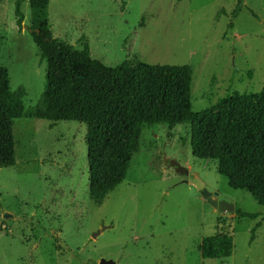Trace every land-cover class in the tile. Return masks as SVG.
<instances>
[{
    "label": "rangeland",
    "instance_id": "374dc122",
    "mask_svg": "<svg viewBox=\"0 0 264 264\" xmlns=\"http://www.w3.org/2000/svg\"><path fill=\"white\" fill-rule=\"evenodd\" d=\"M14 2L0 0V65L12 91L25 89L28 111L39 104L46 62L29 31L28 0L21 30ZM236 2L49 0L48 23L74 48L85 37L90 56L107 66L189 65L191 108L200 111L264 87V0H242L232 18ZM12 132L15 164L0 168V264H264V207L231 188L214 160L192 156L188 124H143L123 181L93 195L85 123L19 117ZM174 162L219 199L259 216L214 210ZM219 233L232 236L231 254L203 259L201 239Z\"/></svg>",
    "mask_w": 264,
    "mask_h": 264
},
{
    "label": "trees",
    "instance_id": "16d2710c",
    "mask_svg": "<svg viewBox=\"0 0 264 264\" xmlns=\"http://www.w3.org/2000/svg\"><path fill=\"white\" fill-rule=\"evenodd\" d=\"M23 1L14 2L19 30L23 27ZM28 4L30 34L40 59L46 62L44 90L38 106L25 111V89L12 91L8 69L0 65V168L15 164L14 119L83 122L89 192L103 194L125 178L131 156L139 148L143 124L185 123L192 156L214 160L217 172L227 178L231 188L248 192L264 207V87L225 96L210 107L193 111L189 65L137 62L107 66L90 56L85 37L77 49L52 36L49 0H28ZM241 6L242 0H237L232 18ZM115 125L118 129L113 130ZM234 213L251 220L259 216L237 207ZM259 225V221L255 223L252 234ZM232 248V236L221 233L203 237L199 245L203 259L227 257Z\"/></svg>",
    "mask_w": 264,
    "mask_h": 264
},
{
    "label": "water",
    "instance_id": "95a60500",
    "mask_svg": "<svg viewBox=\"0 0 264 264\" xmlns=\"http://www.w3.org/2000/svg\"><path fill=\"white\" fill-rule=\"evenodd\" d=\"M26 28V27H25ZM31 31V29H29ZM36 32H39L37 29ZM168 164H171V162ZM175 171L183 176L182 182L187 183L189 185H192L200 194V196L206 200V202L214 209L219 211H225V212H234L235 206L231 203H228L224 200H221L218 198V194L216 192L210 191L206 188L204 182L197 176L196 173L192 172L188 168L180 165L179 163L174 162L172 164ZM6 215V214H5ZM7 216V215H6ZM99 231V230H98ZM93 233V237L98 233ZM117 260L112 259H105L101 258L98 262V264H114L115 262H118Z\"/></svg>",
    "mask_w": 264,
    "mask_h": 264
}]
</instances>
